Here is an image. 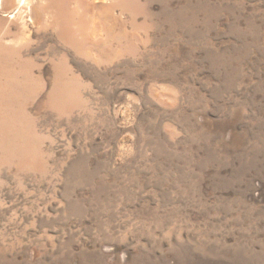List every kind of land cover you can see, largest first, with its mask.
Listing matches in <instances>:
<instances>
[{"label": "rangeland", "instance_id": "rangeland-1", "mask_svg": "<svg viewBox=\"0 0 264 264\" xmlns=\"http://www.w3.org/2000/svg\"><path fill=\"white\" fill-rule=\"evenodd\" d=\"M0 264H264V0H0Z\"/></svg>", "mask_w": 264, "mask_h": 264}, {"label": "bare ground", "instance_id": "bare-ground-1", "mask_svg": "<svg viewBox=\"0 0 264 264\" xmlns=\"http://www.w3.org/2000/svg\"><path fill=\"white\" fill-rule=\"evenodd\" d=\"M22 1H26V0H22ZM25 3H26V2H25ZM25 3H24V4H25Z\"/></svg>", "mask_w": 264, "mask_h": 264}]
</instances>
